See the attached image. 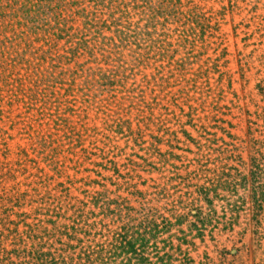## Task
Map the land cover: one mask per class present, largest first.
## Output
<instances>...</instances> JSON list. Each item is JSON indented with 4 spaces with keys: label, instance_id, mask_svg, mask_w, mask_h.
I'll return each mask as SVG.
<instances>
[{
    "label": "rangeland",
    "instance_id": "1",
    "mask_svg": "<svg viewBox=\"0 0 264 264\" xmlns=\"http://www.w3.org/2000/svg\"><path fill=\"white\" fill-rule=\"evenodd\" d=\"M79 4L60 38L46 14L36 22L47 80L29 108L11 92L21 76L0 92V219L31 210L16 194L40 205L48 192L53 220L85 227L83 246L85 222L182 219L171 234L189 243L171 239L196 264H264V0Z\"/></svg>",
    "mask_w": 264,
    "mask_h": 264
},
{
    "label": "trees",
    "instance_id": "2",
    "mask_svg": "<svg viewBox=\"0 0 264 264\" xmlns=\"http://www.w3.org/2000/svg\"><path fill=\"white\" fill-rule=\"evenodd\" d=\"M79 1L0 0V92L4 93L9 87L13 74L21 76L16 79V85L12 84L18 86V90L16 87L11 92L13 94L18 91L20 94L23 93V102H26L29 108L31 100L36 98L33 97V83L38 85L47 80L46 71L39 69L40 62L45 63L46 56L42 57L44 52L38 48V51H41L40 54L33 57L35 55L33 52L37 50L33 47L37 34L35 31L36 22L41 24L40 16L46 14V20L42 24V27L46 26L44 31L49 32L51 37L60 38L61 33L65 31L64 24L68 21L66 18V13L69 11L68 5L70 7L80 6ZM89 1L95 3L96 0ZM168 1L172 3L173 8L182 5V0ZM97 4H99L98 1ZM143 8L146 9L147 6ZM49 9L52 12V20L55 22L50 28L47 27ZM29 53L33 54L30 60ZM18 66L22 71H25L24 74L21 71H15ZM31 86L32 88H30ZM35 183L39 186L40 181ZM35 193L34 196L37 197L39 195L37 188ZM137 193L142 194V192ZM46 194L42 195L40 200L42 204L40 205L33 204L36 199L34 202L28 200L26 191L14 196L16 202L14 207L19 206L21 209L24 205L25 208L30 207L31 210L21 214L16 212L18 220H8L7 217L0 219V223L5 222L4 229L0 232V247L4 252L0 264H23V259L28 258L36 261L32 264H196L190 249H183L180 243L176 245L171 239L176 238L189 243L186 232L182 228H179L178 232L184 233V236L177 237L176 234H171L173 226L183 223L182 219L172 224L168 222V219L163 218L161 224L155 223L150 226L148 222L136 229L124 225L120 227L121 231H114L109 225H105L99 231L98 228L92 227L93 224L85 222L84 224L88 225L87 231L96 228V231L99 232L96 234L95 231L91 234L86 231V237H90L87 235L93 237L90 244L83 246L86 241L78 239V235L85 227L80 224V220L72 219V217L69 218L73 221L72 226H68L69 224L66 226V222L60 223V217H62L60 212H58L57 219L53 220V211L55 210L51 208V194ZM1 199H3L2 196H0ZM81 203L84 204L83 201ZM98 203L99 201H96L94 205H98ZM105 204L107 205L105 208L108 210L109 202ZM201 214L202 212L195 208L188 215L200 219ZM7 223L9 224L8 228L6 227ZM49 223L52 224V228H49ZM132 229L134 230L132 231ZM6 230L9 232L7 237H5ZM165 234H168L169 237L164 238ZM5 239H7L8 248L2 246Z\"/></svg>",
    "mask_w": 264,
    "mask_h": 264
}]
</instances>
